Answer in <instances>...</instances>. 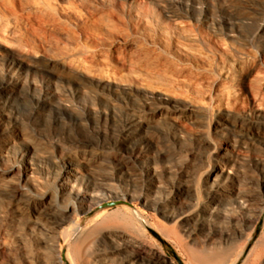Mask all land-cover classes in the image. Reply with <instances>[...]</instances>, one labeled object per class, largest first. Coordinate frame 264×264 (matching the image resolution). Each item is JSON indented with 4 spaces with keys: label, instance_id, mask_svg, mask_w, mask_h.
Listing matches in <instances>:
<instances>
[{
    "label": "rangeland",
    "instance_id": "rangeland-1",
    "mask_svg": "<svg viewBox=\"0 0 264 264\" xmlns=\"http://www.w3.org/2000/svg\"><path fill=\"white\" fill-rule=\"evenodd\" d=\"M251 3V0H174L181 13L188 15L182 19L192 36L187 44L181 36L174 38L173 21L163 19V7L169 5L168 0H0V73L15 72L21 81L33 82L36 93L42 96L54 89L68 90L72 94L71 103L79 112L77 98L82 91L103 93L113 101H119V97L128 99L127 108L145 114L148 121L152 139L146 148L149 156L163 152L164 157L156 160L158 165L165 158L170 160L177 175L192 178L203 199L207 175L215 170L216 162H222L221 149H229L239 134H249L253 139V144L242 149L239 157L246 160L245 172L254 171L248 164L251 157L264 156V121L254 119L256 114H264V108L261 110L256 104L264 103V8L252 11L248 9ZM203 16L209 19L205 21ZM234 16L243 19L242 35L231 32ZM14 60L23 62V67H17ZM108 74L114 80L108 79ZM126 85L137 90L128 93L123 90ZM144 101L161 105L162 110H142L139 104ZM24 103L15 102L14 107L20 118L18 132L27 137L29 146L47 149L52 143L58 144L79 159L75 165L80 171L89 166L103 173L105 167L99 164L107 162V170L117 174L118 165L126 157L116 147L107 146L108 138L76 126L66 114L67 127L57 123L51 113L30 121L32 113ZM90 103L93 111L88 116V125L102 123L107 109L94 97ZM95 113H100V118ZM18 148L25 149L21 145ZM54 157L59 162L56 154ZM59 167L60 171L47 163L46 170L34 176V184L18 183L16 175L4 179L11 182L12 188L25 187L29 191L26 196L5 193L0 184V264H51L55 260L53 250L44 247V243L50 239L53 242L56 237L62 242L70 228L66 225L64 231L54 234L44 230L51 225L44 219L41 197L51 196L58 187L59 175L66 170ZM113 180L123 189L117 178ZM140 188L141 185L137 186L136 191L140 192ZM57 205L62 207L60 201ZM116 206L110 207V212ZM126 207L134 215L119 218L112 215L83 231L75 264H98L101 255L107 261L105 264H120L108 252L107 235L136 244L143 255L164 257L174 264H191L190 250L199 254L205 249L204 253L228 251L235 255L246 243L244 237H235L209 247L181 233L172 220L161 219L163 227L155 226L152 230L148 225H156L155 219H160L157 214L153 215L140 202ZM74 215L71 222L79 220ZM80 219L85 227L87 217ZM262 225L263 221L246 250L254 251L250 255L252 264H261L256 255L264 244ZM18 249L26 252L27 260L21 255L13 260L12 255Z\"/></svg>",
    "mask_w": 264,
    "mask_h": 264
},
{
    "label": "bare ground",
    "instance_id": "bare-ground-1",
    "mask_svg": "<svg viewBox=\"0 0 264 264\" xmlns=\"http://www.w3.org/2000/svg\"><path fill=\"white\" fill-rule=\"evenodd\" d=\"M168 1L169 5L163 7V19L173 21L171 31L174 38L181 36L184 43L190 44L192 36H189V29L182 21V19H187L188 15L181 13L180 6H175L174 0ZM251 1V6L248 9L258 12V7L264 8V1ZM135 10L139 11L140 8ZM234 17L231 32L235 31L242 35L243 19L239 16ZM203 19L207 21L209 17L203 16ZM163 30L166 31L165 28ZM166 34L168 35L167 31ZM13 62L17 67H23V62L19 60ZM31 72L34 73L35 70ZM259 73L255 74L259 75ZM111 74L114 76V73ZM108 75L110 76V74ZM112 75L107 78L112 79ZM36 88L33 82L21 81V77L15 75V72L9 70L4 74L0 73V126L3 128V134L0 136V164L2 165L0 184H2L1 189L5 193L10 192L14 197H22L28 195V190L21 185L12 188L9 180L4 182L5 178L16 175L18 183L27 182L28 184L31 182L32 184L37 172L46 170L47 163L53 164L59 171L61 170L60 165L66 169L64 175H59L58 187L54 188L53 194L41 197L44 219L51 225L44 230L54 234L64 231L66 225H69L70 228L68 236L62 242L59 240L60 238L56 237L53 242L49 238L52 243H49L50 241L44 243V247L50 246L49 248L55 254L56 258L51 264H75V258L81 250L78 241L83 231L96 225L100 220L103 222L109 219L112 215L114 218H119L120 215L123 217L134 215L126 206L135 202H140L141 205L150 209L153 215L157 214L160 217V219H155L156 225H148L152 230L155 226L163 227L161 219L163 221L172 220L181 233L188 238L195 237L201 244L209 247L217 241L227 243L235 237H244L246 243L235 255H230L228 251L208 252V250L204 253L205 249L203 254H199L198 251L188 250L191 264H240L246 253L241 264H252L250 255L254 251L252 248L249 252L246 250L262 221L261 229L264 234V156L256 154L251 157L248 164L254 168V171L245 172L244 161L246 160L239 157L242 149L253 144V139L249 134H239L236 140L233 139L232 144H229V149H221L220 159L222 162H216L215 170L207 175L202 199L192 178L186 175H177L173 171L170 160L165 158L163 164L158 165L156 160L164 157L163 152L159 151L155 156H149L146 148L152 144V139L148 132V121L145 114L142 115L140 112L136 113L135 110L127 108L130 103L128 99L119 97V101H113L103 93L82 91V94L77 98V102L81 106V112H79L78 108L75 109L72 105L73 102L71 103L72 94L70 91L54 89L42 96L36 93ZM103 89L112 93L111 89L106 87ZM123 90L130 93L137 88L126 85ZM74 96L76 97V95ZM92 97L98 100L99 104L107 111L104 112L103 118L101 117L102 123L98 121L90 126L87 120L90 111H93L90 103ZM22 101H25L24 104L31 110L30 121L35 122L40 116L51 113L57 123L67 127L68 124L64 117L66 114L68 118L73 119L76 126L91 129L97 137L108 138L107 146L116 147L126 157L118 165L117 174L112 170H107L109 168L105 164L107 162L99 164L101 167H105L103 173L93 170L89 166L84 172L80 171L75 165L79 159H76V156L73 157L58 144L52 143L47 149H39L34 145L29 146L30 141L25 135L18 132L17 127L20 118L14 103ZM159 101L163 100L159 99ZM256 104L259 109L264 108L263 101H258ZM156 105L144 101L139 104V107L150 112L162 110L161 105ZM95 116L100 118V113H95ZM254 119L264 121V114H256ZM20 145L25 147L23 151L18 148ZM54 154L59 157V162L55 160ZM149 162L152 164L148 167ZM229 164L230 166H228ZM113 178H117L123 184V189L114 183ZM145 179L146 182L142 181ZM140 185L141 191L137 192L136 187ZM142 191L147 193L144 194ZM58 201L62 203V207H58ZM74 204L77 205V209H74ZM120 204L126 209H121ZM114 205H117L118 208H114V211L110 212L112 210L110 207ZM58 208H62V211ZM75 213L79 216V220L71 222ZM115 213L119 215L115 216ZM80 217H87L85 227H82ZM90 231L92 230L90 229ZM106 237L109 242L107 247L110 251L108 252L120 264H174L164 257L143 255L136 244L129 241L120 240L110 235ZM261 245L258 252L256 251V256L257 260H261V264H264V244ZM16 255L28 258L23 249L15 251L12 255L13 260H17ZM102 256H99L98 264L107 262L101 258Z\"/></svg>",
    "mask_w": 264,
    "mask_h": 264
}]
</instances>
